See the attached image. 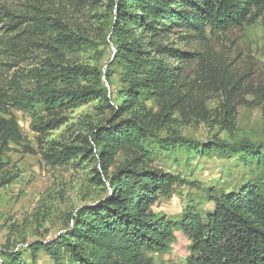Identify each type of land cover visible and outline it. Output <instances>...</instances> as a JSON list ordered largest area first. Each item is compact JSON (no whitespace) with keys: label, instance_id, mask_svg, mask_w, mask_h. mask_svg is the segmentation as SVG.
<instances>
[{"label":"rangeland","instance_id":"obj_1","mask_svg":"<svg viewBox=\"0 0 264 264\" xmlns=\"http://www.w3.org/2000/svg\"><path fill=\"white\" fill-rule=\"evenodd\" d=\"M113 2L0 0V106L4 115L17 118L25 144L39 150L29 153L21 145L10 144L9 149L0 145V176L6 170L17 174L14 181L0 186V252H20L23 264H74L67 253L59 254L56 248L58 259L46 250H39L33 258L28 246L37 240L50 242L67 231L81 206L103 200L110 189L109 179L100 174L95 159L51 165L43 159L41 148L90 139L92 131L140 111L135 106L122 116L118 113L126 83L123 64L114 61ZM55 29L82 35L87 43L63 50L54 42ZM175 36L164 44L198 54L187 61H172L181 73L180 90L186 104L173 107L167 121L149 128L147 146L154 152L153 165L179 177L177 184L159 195L152 211L177 223L188 210L205 219L214 209L212 191H236L264 174V162L258 163L251 152L249 158L240 151L219 154L212 149L204 153L206 146L219 142L237 148L255 146L264 156L260 103L264 96V13L251 16L240 28L209 31L202 40L191 37L183 43ZM62 65L98 72L104 94L65 110L60 115L64 123L41 142L33 123L46 114L43 89L59 91V98L70 88L67 79L54 71ZM83 86L91 87L80 77L74 87ZM141 102L153 113L163 112L154 99ZM169 140L183 144L173 147L166 143ZM129 158L130 153L120 151L110 172ZM190 246L188 232L179 225L167 246L146 254L155 264H188Z\"/></svg>","mask_w":264,"mask_h":264},{"label":"trees","instance_id":"obj_2","mask_svg":"<svg viewBox=\"0 0 264 264\" xmlns=\"http://www.w3.org/2000/svg\"><path fill=\"white\" fill-rule=\"evenodd\" d=\"M111 9L117 48L114 61L123 64L126 83L123 101L117 104L121 109L118 113L122 116L135 106L140 111L92 131L90 139L41 148L43 159L51 165L95 159L102 170L100 174L109 179L110 189L103 200L81 206L72 215L67 231L50 242L37 240L29 244L33 258L39 250H46L58 259L56 248L59 254L67 253L74 264H155L146 251L167 246L173 229L180 225L191 241L188 264H264V174L251 178L236 191L209 193L214 209L205 219L188 210L175 223L166 215L154 214L152 206L161 193L177 184L179 177L153 165L154 152L147 146L149 128L162 125L169 119L170 109L186 104L180 90L181 73L172 61L198 56L164 42L172 35L187 43L191 37L193 41L204 39L209 31L240 28L251 16L264 13V0H114ZM43 27V31L48 29ZM55 30L54 42L63 50L87 43L82 35ZM54 71L67 79L70 88L59 98V91L43 89L46 114L33 123L39 140L64 123L60 115L65 110L104 94L103 79L94 70L62 65ZM80 77L91 87L75 88ZM150 99L159 102L163 112L153 113L141 102ZM260 103L264 114V96ZM4 113L0 106V145L9 149L10 144H16L25 152H39L25 144L17 118ZM228 121L231 130V120ZM166 143L173 147L183 144L172 140ZM212 149L219 154L240 151L248 158L251 152L258 163L264 162L255 146L237 148L214 142L205 147L204 153ZM120 151L130 153L131 158L110 172ZM100 174L98 183L102 182ZM16 178L17 174L6 170L0 176V186ZM0 256L1 264H23L18 251L2 250Z\"/></svg>","mask_w":264,"mask_h":264}]
</instances>
